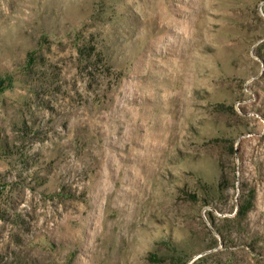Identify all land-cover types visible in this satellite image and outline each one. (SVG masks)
Masks as SVG:
<instances>
[{
	"label": "rangeland",
	"instance_id": "obj_1",
	"mask_svg": "<svg viewBox=\"0 0 264 264\" xmlns=\"http://www.w3.org/2000/svg\"><path fill=\"white\" fill-rule=\"evenodd\" d=\"M0 264H264V0H0Z\"/></svg>",
	"mask_w": 264,
	"mask_h": 264
},
{
	"label": "trees",
	"instance_id": "obj_2",
	"mask_svg": "<svg viewBox=\"0 0 264 264\" xmlns=\"http://www.w3.org/2000/svg\"><path fill=\"white\" fill-rule=\"evenodd\" d=\"M222 183L226 185L227 180L223 179ZM245 196V201L238 204L237 217L244 219L254 206L255 194L254 191L248 192Z\"/></svg>",
	"mask_w": 264,
	"mask_h": 264
}]
</instances>
